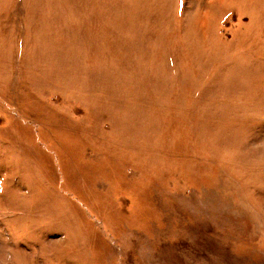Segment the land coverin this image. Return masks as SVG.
I'll use <instances>...</instances> for the list:
<instances>
[{"label": "rangeland", "instance_id": "374dc122", "mask_svg": "<svg viewBox=\"0 0 264 264\" xmlns=\"http://www.w3.org/2000/svg\"><path fill=\"white\" fill-rule=\"evenodd\" d=\"M0 264H264V0H0Z\"/></svg>", "mask_w": 264, "mask_h": 264}]
</instances>
